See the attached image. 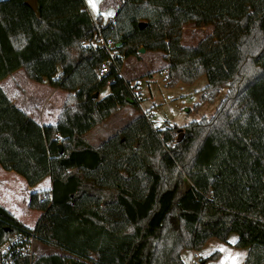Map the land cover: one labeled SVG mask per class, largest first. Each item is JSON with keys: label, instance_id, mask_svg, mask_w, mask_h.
Returning a JSON list of instances; mask_svg holds the SVG:
<instances>
[{"label": "trees", "instance_id": "1", "mask_svg": "<svg viewBox=\"0 0 264 264\" xmlns=\"http://www.w3.org/2000/svg\"><path fill=\"white\" fill-rule=\"evenodd\" d=\"M27 1L0 0V80L21 69L67 96L56 123L41 126L0 88V167L28 186L51 182L29 195L41 212L33 227L0 205V244L32 230L58 251L31 264H184L182 250L235 233L244 264H264V0H122L105 24L85 0ZM188 24L212 31L184 45ZM98 37L114 43L112 55ZM140 47L163 54L168 85L205 75L201 99L225 88L223 99L179 141L143 111L89 143L117 108L139 104L120 71Z\"/></svg>", "mask_w": 264, "mask_h": 264}, {"label": "rangeland", "instance_id": "2", "mask_svg": "<svg viewBox=\"0 0 264 264\" xmlns=\"http://www.w3.org/2000/svg\"><path fill=\"white\" fill-rule=\"evenodd\" d=\"M182 32L184 34L183 39L185 41L183 43L186 45H195V43L187 42V30H183ZM143 53L144 52L139 53V55ZM144 63L145 68L154 69L155 71L148 72L146 74H138L143 71V66H134L132 60H127L122 70L125 76L132 77L130 80L131 83H134L138 79L141 80L142 84L139 92L142 98L139 101V104L134 107L129 103L117 108L102 124L96 126L86 134V138L89 143L93 145L98 144L100 141L106 139L112 135L114 131L123 126V124L131 119L137 112L147 110L152 113L150 120L154 127L161 129L166 126H174L177 129L175 133L177 135L176 139L181 134L183 138L184 132L182 128L193 120H199L203 117L211 116L225 95L226 89L224 88L219 93L215 94L211 100H202L203 87L207 83L205 75H201L191 82H177L173 85H168L166 81L161 80L160 74L158 73L160 68L165 67L167 64L166 62L162 64L153 51H148L145 54ZM161 64L162 66H160ZM40 86L41 89L36 90L35 92H42V94L46 95L47 91L43 90L44 85L41 84ZM30 87H33V85L26 86L27 89ZM102 92V94H107L109 92V87L106 86ZM179 129L181 130L178 132ZM171 146H174V143H172ZM16 177H18L19 182L15 184V187L12 186V188H10L12 193L14 191V196H2L0 197V200H2L0 202L9 212L15 213L16 217H18L23 224L32 225L33 223H36L40 216L39 214L41 213L38 210L29 209L26 201L24 200V195L21 193L16 194L18 190L25 187V180L20 176L16 175ZM0 185V192L3 193V190L6 189H3V184L0 183ZM44 186L45 185L42 184L40 187L43 188ZM9 193L11 192H8V194ZM36 246H38L36 248L37 255L58 251L54 247L39 243ZM194 252L195 251H193V253ZM185 255L187 256L186 253ZM190 258L187 259V257H185L184 261L189 264ZM227 259L228 256L224 254L218 263L222 261L224 264Z\"/></svg>", "mask_w": 264, "mask_h": 264}, {"label": "crops", "instance_id": "3", "mask_svg": "<svg viewBox=\"0 0 264 264\" xmlns=\"http://www.w3.org/2000/svg\"><path fill=\"white\" fill-rule=\"evenodd\" d=\"M85 1L91 16L94 19L100 18L101 23L105 24L112 19L115 12L119 8L122 0H85ZM183 30H187L188 32L186 34V36H188L186 38L187 42L195 43L196 45L200 39L211 33L212 26L206 25L201 27H195L193 26V24H188L183 27ZM183 35L184 34L182 32L181 43L186 45L185 43H183L185 42L183 39ZM188 46H193V45H188ZM147 52L148 51H144L143 54H140L141 57L140 59H137L135 56H129L123 61L120 73L126 80L132 79V77H127L122 72L125 66V62L127 60H132L134 66H141V65L143 66V71L138 74H146L148 72L155 71L154 69L145 68L144 56ZM154 54L155 56L158 57V60L161 61L162 64L165 63V61L163 60V54L161 52L155 51ZM162 64L160 66H162ZM41 84L44 85L43 90L47 91L46 95L42 94V92H38V93L35 92L36 90L41 89L40 86ZM32 85L33 87H30L29 89L26 88V86H32ZM0 88L4 91L6 96L15 106L20 108L31 119H33L36 123H38L41 126L56 123L67 96V93L65 91H62L57 88H52L47 84L46 81H44L43 83H36L29 80L21 69H18L14 71L12 74L8 75L7 77L1 79ZM102 93L103 92L100 93L99 97L106 95V93L105 94ZM2 170L3 169L0 167V183L4 185L3 189L5 188L6 190H3V193L0 192V197L14 196V191L12 193V190L10 188H12V186L15 187V184L19 182L18 177H16V175L17 176L19 175L12 171H6V170L2 171ZM42 184L45 185L43 188L40 187ZM50 186H51V182L49 177L44 178L42 181L35 184L34 186H28L25 181V187L18 190L16 194L21 193L22 195H24V200L28 204V198L31 192L44 191V190L48 192L50 190ZM8 192L11 193L8 194ZM0 205L3 206L1 202ZM12 214L16 217L15 213L12 212ZM16 218L19 221H21L18 217ZM34 225L35 223L26 226L33 227ZM236 240H237V235L235 233L229 234L226 241H222L215 237H211L205 242V244L202 246L200 251L198 250V252L201 254V258H204L210 255L211 253H213L214 251H219L220 254L219 257L215 260H209L208 261L209 263L206 262V264H223L222 261L220 263L218 262L220 258L224 256V254L228 256V259L224 264H244V260L247 255L248 249L245 247L243 248L236 247L234 245ZM193 251L195 250L184 249L181 251L180 256L184 264H187L184 261L185 257H187V259L191 257L189 260V264H191V259L193 258L196 252L195 251L193 253ZM185 253L187 254V256L185 255Z\"/></svg>", "mask_w": 264, "mask_h": 264}, {"label": "built area", "instance_id": "4", "mask_svg": "<svg viewBox=\"0 0 264 264\" xmlns=\"http://www.w3.org/2000/svg\"><path fill=\"white\" fill-rule=\"evenodd\" d=\"M96 42L100 45V47L108 51L110 55L113 54L114 43L112 41H104L101 37H98ZM108 70L109 65L104 62L98 69V75L103 76L108 72ZM158 73L160 74L161 80L166 81L167 83L169 79L168 71L161 68ZM141 84L142 82L140 79L131 83L132 93L133 95H136V97L139 93V89L141 88ZM138 98L140 99V95H138ZM145 116L151 119L152 113L147 110L145 111ZM46 196H50V194H39L38 200L43 201ZM38 243L37 237L32 230L18 231L9 235L0 244V264H31L32 259L36 255V248L38 247L36 245H38ZM200 259L201 254L196 251L191 259V264H199Z\"/></svg>", "mask_w": 264, "mask_h": 264}, {"label": "water", "instance_id": "5", "mask_svg": "<svg viewBox=\"0 0 264 264\" xmlns=\"http://www.w3.org/2000/svg\"><path fill=\"white\" fill-rule=\"evenodd\" d=\"M27 3H28L33 9L36 8L34 0H28ZM144 51H145V49H144L143 47H140V48L138 49V52H139V53H142V52H144ZM97 96H98L97 93H94V94H93V98H96ZM180 130H181V129H179L178 132H179ZM181 138H182V134L179 135V136L177 137V141H179Z\"/></svg>", "mask_w": 264, "mask_h": 264}]
</instances>
